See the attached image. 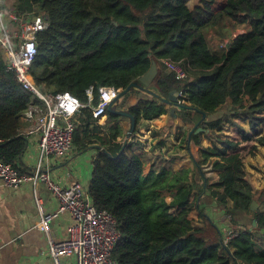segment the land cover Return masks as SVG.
<instances>
[{
    "label": "trees",
    "instance_id": "obj_1",
    "mask_svg": "<svg viewBox=\"0 0 264 264\" xmlns=\"http://www.w3.org/2000/svg\"><path fill=\"white\" fill-rule=\"evenodd\" d=\"M187 2L19 0L14 6L19 14L44 12L48 18V27L37 35L30 71L44 92L69 91L87 102V90L92 89L96 104L102 87L119 93L155 61L158 74L152 84L129 91L140 89L150 96L127 109L136 119L132 134L142 119L168 113L167 104L211 132L193 133L192 142L199 146L198 171L215 158L212 165L220 178L213 183L202 173V181L197 182L190 169L157 171L151 160L118 141L127 135L118 123L98 136L103 149L94 160L88 190L96 206L110 211L120 223L122 237L113 253L117 264H264V248H259L252 231L264 230V210L252 209L254 201L264 206V189L255 190L247 178L237 151L240 142L215 135L229 125L243 140L252 139L264 122V0H225L219 11L212 8L214 0L192 8ZM226 23L234 28L244 24L247 29L220 50L214 49L209 33L216 30L224 36ZM163 58L181 61L192 79H178L168 72ZM174 90L182 94L180 106L164 101ZM33 98L34 93L7 69L6 59H0V159L22 171L18 162L28 143L21 130L22 116ZM36 102L41 103L39 98ZM203 112L207 116L199 123ZM106 115L110 122L121 117L109 110ZM76 121L74 144L80 150L89 147L84 133L92 123L106 125L92 116L90 107H83ZM203 135L212 146L202 145ZM259 139L264 144V138ZM205 187L225 208V215L234 220L251 215L252 227L238 222L233 228L238 234L225 243L227 230L199 205L207 196ZM195 189L201 226L189 218Z\"/></svg>",
    "mask_w": 264,
    "mask_h": 264
},
{
    "label": "crops",
    "instance_id": "obj_2",
    "mask_svg": "<svg viewBox=\"0 0 264 264\" xmlns=\"http://www.w3.org/2000/svg\"><path fill=\"white\" fill-rule=\"evenodd\" d=\"M223 1L225 2V0ZM7 3L11 4L14 1L10 3L9 0H4L5 14L0 17V34L6 27L12 30L16 27V23L11 20L10 13L16 12L14 5L17 2L11 4L12 7H9ZM2 58L5 59V52L0 46V59ZM186 79H192V76L188 75ZM181 95L179 93V96ZM149 97L143 90H133L121 97L116 103V107L120 110H127L141 98ZM166 107L169 109L168 113L154 119H142L135 134H130L131 119L129 117L121 115L115 122H110L106 115L103 123L106 120L109 122H106L104 127H97V124L92 123L84 133L86 142L89 144L88 148L80 150V147L74 144L70 153L52 156L44 161V165L50 170L53 179L60 184L69 185L73 181H79L88 189L94 160L103 149L98 136L109 132L113 123H118L123 129L124 135L127 134L125 146L128 145L135 153L142 154L151 160L157 171L161 168L173 171L190 169V177H195L197 182H201L202 180L196 176L198 170L195 160L199 154V146L195 145L192 139L189 140V134L196 124L190 119H185L183 113L177 108L169 104ZM173 108L175 110H172ZM30 126L31 121L22 116L21 130L28 137V143L18 164L24 171L32 170L40 156L39 135L24 133ZM228 126L225 125L224 131L219 133L225 134ZM96 127L98 129H95ZM201 132L211 133L210 130L205 129ZM225 135L229 136V134ZM124 137H118V141L123 140ZM202 145L212 146V140L203 135ZM214 160L215 158H212L208 162L210 170L208 176H205L209 178L210 183L217 182L220 178V171L213 168ZM201 173L204 175L203 172ZM205 192L207 195L210 192L207 187H205ZM196 195L197 189L192 194L189 209V218L192 220L191 214L199 208L198 202L195 201ZM167 200L170 202L172 197H167ZM38 201L43 203L46 212L55 213V216L50 220L53 237L56 240L68 238L72 215L67 210L58 212L59 200L45 183L27 182L19 187H7L0 180V264H55L50 254L46 233L36 228L40 219ZM199 205L202 206V203ZM219 225L222 227V223ZM226 225L228 226V224ZM222 228L224 229V227ZM61 260L63 264H76L75 258L72 256L63 257Z\"/></svg>",
    "mask_w": 264,
    "mask_h": 264
},
{
    "label": "built area",
    "instance_id": "obj_3",
    "mask_svg": "<svg viewBox=\"0 0 264 264\" xmlns=\"http://www.w3.org/2000/svg\"><path fill=\"white\" fill-rule=\"evenodd\" d=\"M3 4L4 0H0V17L5 14ZM10 17L16 27L3 30L0 46L5 52L7 69L14 71L17 80L34 93L32 103L23 113L24 118L31 121V126L24 133L39 135L40 156L38 163L29 171H22L0 159V180L7 187H19L27 182L45 183L59 200L58 212L67 210L71 213L68 238L56 240L50 227V220L55 213L46 212L43 203L38 201L40 219L36 228L46 233L55 264H63L61 259L71 256L75 258L76 264H117L113 253L122 237L118 219L110 211L98 208L89 190L79 181L69 185L55 181L44 161L72 151L76 118L83 107H90L92 116L103 124L102 119L106 117L109 104L118 92L113 87H102L96 104L93 102L92 89L87 90V102L69 91L56 94L44 92L35 83L30 71L38 50L37 35L48 27V18L44 12L35 11L23 14L11 12ZM162 62L178 79L188 77V71L181 61L163 58ZM37 98L41 103L36 102ZM237 234L235 229L229 228L224 237L225 243Z\"/></svg>",
    "mask_w": 264,
    "mask_h": 264
},
{
    "label": "rangeland",
    "instance_id": "obj_4",
    "mask_svg": "<svg viewBox=\"0 0 264 264\" xmlns=\"http://www.w3.org/2000/svg\"><path fill=\"white\" fill-rule=\"evenodd\" d=\"M9 1L10 3L12 1L16 3L19 0H9ZM203 1L204 0H188L187 4L192 8L196 4L202 3ZM207 1H211V0H207ZM11 4L7 3L9 7H12ZM224 5L225 2L223 0H215L213 2V8L215 11L221 10ZM246 29L247 26H245L244 24L237 25V27L234 28L229 23H226L225 27L223 28V32L225 34L224 36L221 37L216 30L210 31L209 38L211 45L213 46L214 49L220 50L225 44H227V41H229L232 36H237L238 34L245 32ZM226 109L229 110L227 106ZM229 116L230 115L228 114V117ZM102 120H104V118ZM241 125L244 126L247 130H249V125L247 122H243L241 123ZM226 129L227 131L224 132L225 134H229V136H232L234 140L240 142V146L237 151L240 153L241 157L243 158L245 168L247 171V178L250 180L255 190L264 189V144H262L259 139V138H264V122L259 126V130H260L259 134L254 136L252 139H248V140H243L242 135L236 131V127L228 126V128ZM215 135L220 136L222 134L219 132H215ZM126 137L123 138L124 142ZM209 167L210 165H208V163L202 166V172L204 176H208L207 174L209 173L210 170ZM196 176L199 179L201 176V172L196 171ZM209 194L204 198L205 201L202 202L201 208H203L207 214H209L215 221H217V223H222V227H224L225 230H228L229 228L233 229L234 227H236V225L239 226L238 222L240 223L242 221L245 222L243 224H247L250 227H252L251 224L253 222V218L251 215H248L246 218L239 217L236 220H234V218L231 217L230 215H225V208L219 206L217 204V201H215V199H213V197H211ZM258 207L264 210L263 205ZM195 211H196L194 212L195 214L193 213L191 214V216L193 218L194 223L196 225L201 226L203 224V220L200 218V210L199 208H197V210ZM234 221H236L235 224ZM226 224H228V226ZM230 224L232 225V227L230 226ZM252 231L255 240H257L259 248H264V230L252 229Z\"/></svg>",
    "mask_w": 264,
    "mask_h": 264
},
{
    "label": "water",
    "instance_id": "obj_5",
    "mask_svg": "<svg viewBox=\"0 0 264 264\" xmlns=\"http://www.w3.org/2000/svg\"><path fill=\"white\" fill-rule=\"evenodd\" d=\"M158 74V65L157 63L154 61L152 63L151 68L142 76L139 77V79L137 81L132 82L126 89H124L123 91L119 92L114 99L110 102L108 110L111 112H115L119 115H123V116H127L131 119V127H130V134L134 132L135 128H136V119L135 116L128 110H120L116 107V103L118 102V100L125 94H127L134 86H139L141 88H145V86H150L153 82V80L155 79V77ZM165 102L167 103H172L175 104L176 106H180L181 103L179 101V92L178 91H172L170 94V99H164ZM172 110H175V108H173ZM202 119L200 120L199 123H201V121H203L206 116L207 113L203 112L202 113ZM204 128L199 126V124L191 130L190 134H189V140L191 141L192 139V134L193 133H200L201 131H203ZM258 208V203L256 201L253 202L252 205V209L256 210ZM256 220H254V225H256Z\"/></svg>",
    "mask_w": 264,
    "mask_h": 264
},
{
    "label": "bare ground",
    "instance_id": "obj_6",
    "mask_svg": "<svg viewBox=\"0 0 264 264\" xmlns=\"http://www.w3.org/2000/svg\"><path fill=\"white\" fill-rule=\"evenodd\" d=\"M134 131H136V130H134ZM127 143V142H126ZM232 227V226H231ZM253 228H255V227H253Z\"/></svg>",
    "mask_w": 264,
    "mask_h": 264
}]
</instances>
